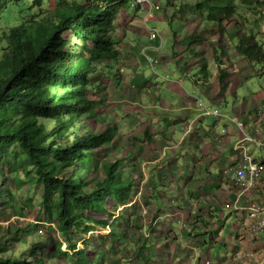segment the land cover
<instances>
[{
    "label": "crops",
    "instance_id": "1",
    "mask_svg": "<svg viewBox=\"0 0 264 264\" xmlns=\"http://www.w3.org/2000/svg\"><path fill=\"white\" fill-rule=\"evenodd\" d=\"M125 11L120 18L124 28H135L127 29L128 36L138 26L144 30L146 20L137 13L134 25V18L127 16L132 13ZM197 15L189 12L173 20L179 28L173 30L171 52H163L161 43L148 50L156 54L166 74L144 73L142 62L132 72L122 67L123 81L126 73H133L126 77L132 90L125 95L118 88L124 99L114 112L116 158L104 161H117V175L131 182L130 197L126 202L112 198L118 211L105 218L106 227H111L115 216L124 223L116 228V235L112 231L114 236H106L108 253L101 245L93 255L101 253L98 260L91 259L89 251L85 254L90 264H208V260L211 264H258L264 252V232L250 236L257 216L249 208L251 204L264 207V171L242 198L240 210L225 207L237 192L230 182L231 170L241 158L234 149L243 136L237 122L243 121L249 134L264 137V88L250 85L257 73L236 49L228 47L227 55L218 52L223 56L216 60L215 49H223L224 43H215L218 31L211 33L209 23L205 26L208 13ZM148 16L154 22L166 20L155 12ZM259 39L264 43V38ZM208 44L212 51L207 50ZM131 49L128 56H136L137 50ZM174 62L182 75L172 71ZM202 63L207 64L208 75L201 71ZM193 68L199 74H193ZM216 108L218 116L207 113ZM248 148L264 163V148L252 142ZM118 254L119 262L110 259Z\"/></svg>",
    "mask_w": 264,
    "mask_h": 264
},
{
    "label": "trees",
    "instance_id": "2",
    "mask_svg": "<svg viewBox=\"0 0 264 264\" xmlns=\"http://www.w3.org/2000/svg\"><path fill=\"white\" fill-rule=\"evenodd\" d=\"M239 1L248 6L264 5L263 0H201L197 8L207 12L208 19L222 32L225 20L237 15ZM130 2L60 0L50 19L24 23L0 36V41L6 40L0 54V151L16 143L15 155L25 156L30 184L43 185L44 220L55 222L58 235L67 242L68 250L63 251L61 242L56 241L58 247L48 253L56 260L64 256L72 264H90L85 258L90 237L81 240L84 254L80 255L75 236H85L96 225L106 227L108 221L95 219L87 212H107L105 200L108 195L115 199L114 191L120 202L130 197L131 182L117 175V161L103 160L106 177L95 184L80 178L77 171L65 173L77 166L89 170L98 166L97 160L88 156L89 151L103 148L115 134L113 126L107 125L103 133L92 128V132L75 134L70 140L71 127L96 109L89 83L106 58L117 57L116 21L120 10ZM239 23L237 19V51L248 61H262L264 43L253 33V23L250 21L249 30L243 33ZM220 50L225 54V47ZM215 52L220 62L223 55ZM201 71L208 75L206 63L201 64ZM40 117L56 125L47 130L45 124L38 122ZM17 184L23 185L24 180ZM23 232L16 228L15 236L22 239ZM3 246L0 244V250ZM44 253V247L34 243L32 260L4 257L0 252V264H45L41 258Z\"/></svg>",
    "mask_w": 264,
    "mask_h": 264
},
{
    "label": "rangeland",
    "instance_id": "3",
    "mask_svg": "<svg viewBox=\"0 0 264 264\" xmlns=\"http://www.w3.org/2000/svg\"><path fill=\"white\" fill-rule=\"evenodd\" d=\"M135 1L136 0H131V4L126 6L127 8H122L120 10L122 15H120L119 20L117 17L115 44L118 54H120L119 57L117 55L116 58H106L101 63L100 68L98 69L99 72H97V74L90 80L89 92L94 96L93 99L97 104L96 109L93 114H87L82 122H78L73 127H71L70 140L75 134H85L92 132V128H95V131L100 133L101 131H104V125L106 128V124L113 125V128H116V118L114 116L116 104L124 99L121 95H119L118 88H120L122 93L124 92L125 95L128 91L132 90V83L129 79H126V77H131L133 75L131 72L135 69L136 65L140 64V62L143 63L142 70L144 73H148L150 75L166 74L164 66L157 62L158 58L156 54H149L148 50L142 51L143 47H147L150 43L152 44L149 36H147L150 33V28L156 27L160 34V37L157 38L153 43L155 45L156 43H161V50L163 52H171L174 38L173 30L179 28V24L173 20L176 17L179 18V16H183L189 12H193L194 15H197V13L203 14L204 12L197 8V4L201 0H153L152 2L154 4H158L157 2L159 1V5L161 7L159 9H155L151 13L155 12L166 17V20L164 19L154 22L147 14L148 9L141 8L137 4H134ZM59 2L60 0H42V3L39 4L35 0H0V36L3 37L4 34L11 28L24 23L37 24L39 21L50 19L55 7L59 5ZM236 9L238 12L237 15L235 18L225 20L226 24L223 25L224 30L222 32L214 23H212L210 20L208 21V17H206V20L204 19L205 26H207L208 23V27L211 26V33L218 31V36H216L217 38L214 41L218 44H220V42L224 43L226 49L223 52H225V55L228 54V47L236 49V44L239 39V33L237 32L238 26L236 25L237 19L240 20V32L243 33L248 31L249 29L247 27H249V23L251 21L254 28L253 33H255L258 38H264V5L248 6L242 4L241 1H239L237 3ZM125 10H129L132 13L131 15H127L130 18H134V16L139 13V15L142 16L144 20H147L144 25V30L147 31V34L144 32L143 28H141L142 26H138V28L136 27L137 30L132 33L131 36H128L126 33L127 29H132L133 27L130 25H125L124 28V18L122 20L120 18L123 17V13H126ZM201 18L202 17H198L196 21L202 26L203 22H201ZM136 21L138 20L135 18L131 20L134 25H137L135 24ZM138 38L140 39V44L143 47H140V45L137 43L136 39ZM73 40L75 39L73 38ZM4 46H6V40L3 39L0 41V54L2 51L1 48ZM211 46V44H208V51H212ZM130 48H132L131 50L133 52H136L137 50L138 54L136 56L132 55V57L128 56V54H131L128 52ZM216 50L221 52L220 49ZM124 56L128 57V59L124 60ZM148 56L152 57L153 60H150ZM248 62L254 66L253 72L257 73L255 74V78H253L250 85L256 89H258V87L264 88V59L260 62L251 60ZM231 63L229 61L230 65ZM124 66L131 70V72L128 74L126 73L127 75L125 74V81L121 79L122 67ZM171 69L173 72H175L174 74L182 75V72L180 71L176 62L172 64ZM192 73L199 74V70L197 68H193ZM240 94L242 96L244 95L242 90ZM38 122L45 124L47 130L52 129L56 125L54 121L41 117L39 118ZM114 133L115 134L111 142L103 145V148L91 149L88 153L90 158L97 160L98 166H95L92 170L87 168L83 169L80 166H77L74 169H67L65 173L71 175L74 173V171H77L80 178L92 181L93 184H95L97 181L103 180L106 177V172L103 169L105 165V163H102L103 160H105V158L107 160H115L116 158V131H114ZM17 151L18 146L16 143L7 147L2 152L0 151V244L4 245L0 252L1 254H4V257L14 256L17 258L26 257L31 259L33 244L36 243L39 246L42 245L45 249V253L41 255V258L45 264H72L69 260H66L64 256L57 258V260L48 257V253L58 247L56 241L61 242L63 251L68 250L67 242L58 235L55 222H47L44 220L45 214L42 210L43 185L30 184V180L26 175L25 169L27 164H24L25 156L16 157L15 153ZM109 157H111V159ZM19 180H24V184L19 186L17 184ZM108 187L110 188L111 185ZM118 191L122 192L120 190ZM113 197L115 199L117 197L115 191ZM114 202L115 201H113L112 196L108 195V198L105 200L107 212L102 211L101 213H87L93 215L95 219L110 218L109 214H111L110 212L112 210L115 209L118 211ZM117 219L112 222L111 227L109 226L110 228L96 225L95 229L90 231L88 234H85V236H75V239L79 241L76 247V250L79 252V254H83L81 240L92 237L93 241L91 244L89 242L88 254L91 259L98 260V258L101 257V253L99 256L93 257L94 251H97L96 246L100 247L102 245L103 248H109V245L106 244V236H114L113 234H115V232L113 234L110 233L111 229L116 231V228H119V225L124 223L123 220L117 221ZM119 219H121V217H119ZM16 228L24 230L23 234L25 236L22 239L18 236H15ZM108 251L109 249H107V253ZM110 259H117L119 262L121 257L120 255H112Z\"/></svg>",
    "mask_w": 264,
    "mask_h": 264
},
{
    "label": "built area",
    "instance_id": "4",
    "mask_svg": "<svg viewBox=\"0 0 264 264\" xmlns=\"http://www.w3.org/2000/svg\"><path fill=\"white\" fill-rule=\"evenodd\" d=\"M134 4L139 5L141 8L148 9V12L152 10L159 9L161 6L159 4H154L152 0H136ZM159 30L156 27L150 28V33L148 34L149 39L152 41L147 47L143 49L150 50L155 49L156 46L153 42L159 37ZM148 58L153 60L152 57ZM207 113L214 115H219V108L214 110L207 109ZM239 128L243 131V136L238 139L234 144V149L239 152L241 158L239 165L235 168H232L230 173V182L237 190L234 200L228 201L225 203L226 208H232L240 210L242 208L241 200L245 197L248 189L254 183L258 182L261 179L262 173L264 171V163L260 160L254 158L248 148L249 142H252L261 148H264V137L261 133L249 134L244 130V122H237ZM249 208L252 210V215L257 216L256 221L250 226V236L256 238L260 235L261 232H264V207H257L254 204H251ZM208 264H211V261H207ZM214 264H224L222 262H216ZM258 264H264V252L261 256V260Z\"/></svg>",
    "mask_w": 264,
    "mask_h": 264
},
{
    "label": "clouds",
    "instance_id": "5",
    "mask_svg": "<svg viewBox=\"0 0 264 264\" xmlns=\"http://www.w3.org/2000/svg\"><path fill=\"white\" fill-rule=\"evenodd\" d=\"M133 5H134V4H133ZM138 6H139V5H138ZM152 11H154V10H152ZM152 11H151V12H152ZM151 12H148L147 14H149V13H151ZM146 22H147V20H146ZM159 37H160V36H159ZM159 37H158V38H159ZM81 244H82V241H81ZM82 246H83V244H82ZM82 249L84 250V246H83ZM83 254H84V251H83ZM83 254H82V255H83Z\"/></svg>",
    "mask_w": 264,
    "mask_h": 264
}]
</instances>
